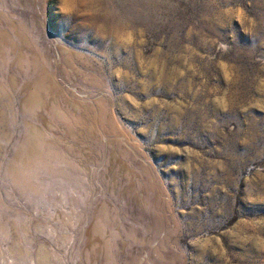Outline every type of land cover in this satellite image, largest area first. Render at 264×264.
<instances>
[{
    "label": "rangeland",
    "instance_id": "1",
    "mask_svg": "<svg viewBox=\"0 0 264 264\" xmlns=\"http://www.w3.org/2000/svg\"><path fill=\"white\" fill-rule=\"evenodd\" d=\"M0 264H264V0H0Z\"/></svg>",
    "mask_w": 264,
    "mask_h": 264
}]
</instances>
